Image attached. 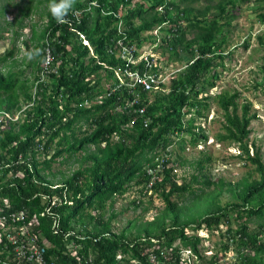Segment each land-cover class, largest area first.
I'll return each instance as SVG.
<instances>
[{
    "label": "trees",
    "instance_id": "1",
    "mask_svg": "<svg viewBox=\"0 0 264 264\" xmlns=\"http://www.w3.org/2000/svg\"><path fill=\"white\" fill-rule=\"evenodd\" d=\"M132 1L76 0L72 11L83 10L80 22L71 11L67 16L71 20L63 24L46 8L40 32L36 34V24H30L32 36L22 43L27 50L45 48L52 58L48 69L38 60L29 61L32 80L21 78L23 71H14L12 49L0 56L1 117L18 116L27 106L18 120L5 118L0 129V216L25 212V221L35 218L34 232L48 243L45 264H188L191 258L199 264H218L217 254L208 261L203 259L200 247L204 237L198 233L207 229L221 234V225L227 227L221 234L222 254L236 251L231 264H264V161L259 149L251 147L252 155L249 152V125L257 118L250 114L249 102L240 106L237 93L221 92L215 97L224 119L223 133L217 139L237 144L239 158L253 166L258 180L238 185L210 182L197 164L202 181L192 176L191 182L178 185L171 159H162L161 172H157L155 161L160 151L168 155L166 150L175 139L183 149L185 135L192 146L207 141L205 134L194 131V123L196 118H204L209 108L207 94L216 87V70L224 66L228 55L225 45L234 12L251 0H202L201 9L191 6L195 0H145L147 5L138 3L130 9ZM33 3L28 0L8 21L7 4L0 2V40L11 33V45L15 46ZM92 4L96 5L86 13L85 7ZM251 8L258 12L256 21L263 30L257 39L264 47V0ZM154 29L166 34L158 49L169 53L168 60L181 62L187 57L188 62L170 78L167 94L153 92L150 101L140 86L127 77L123 79L129 84H123L116 76L126 64L115 54L119 39L141 49L145 41L156 40L143 35ZM192 32L195 34L187 38ZM129 69L142 72L144 65ZM45 72L47 80L40 81ZM260 72L264 77V64ZM136 95L141 102L130 106ZM99 96V103L84 105ZM142 107L145 111L140 114ZM186 115L190 118L185 121ZM50 151L53 153L47 159ZM79 152L84 156L70 176L54 182L45 174L58 157L70 158ZM39 154L45 156L43 161L38 160ZM149 169L159 177L153 185ZM195 183L213 190L197 194L191 186ZM133 186L141 196L149 191L158 194L164 210L143 225L129 224L116 233L112 200ZM225 191L232 201L222 205ZM185 194L195 195L190 207L172 200ZM132 204L143 206L141 200ZM232 221L236 229H232ZM249 223L256 227L250 229ZM0 260V264L6 262L5 255Z\"/></svg>",
    "mask_w": 264,
    "mask_h": 264
},
{
    "label": "rangeland",
    "instance_id": "2",
    "mask_svg": "<svg viewBox=\"0 0 264 264\" xmlns=\"http://www.w3.org/2000/svg\"><path fill=\"white\" fill-rule=\"evenodd\" d=\"M28 0H0L2 3L7 4L8 17H13L17 14L20 8H23ZM41 1V3H40ZM261 0H251V3H242L238 9L234 12L235 18L231 22V27L227 35V42L225 45V51L228 54L224 60V66L218 67L217 79L215 80V88L211 89L208 94L209 108L205 112V117L195 120L196 126L195 132H202L208 139L206 142H199L197 145H190V137L184 136L183 149L179 148L177 140L175 139L173 145L166 150L167 159H171L174 166V178L178 185L191 182L192 176L198 177V182H201L199 173L196 169V165L200 164L202 167V176L209 179L210 182L222 181L225 184L238 185L244 181L258 180L259 176L253 171V166L239 158V148L235 143L223 142L217 139V135L223 133L222 124L223 116L221 110L215 104V97L221 92H227L228 94L239 95L237 99L238 104L241 106L245 102L251 104L250 114H256L257 118L252 120L249 125L250 134L248 136V147L250 148V155L253 153L254 147L259 149V153L264 161V77L260 72V67L264 62V47L258 43L257 37L262 34V27L256 21V15L258 12L253 10V5H257ZM138 3L147 5L145 0H133L130 5V9L135 8ZM205 1L195 0L191 6L194 8H202ZM47 8L45 0H34L32 4L33 12L30 18L25 21L26 27L20 31L15 46L12 47L11 33L5 35L4 40H0V56L8 52L10 49L13 51V57L10 61H14L16 66L14 71H23L21 78L27 77L32 80L31 66L28 65L29 61L25 58L24 53L27 49L22 46V43L32 36L31 25H35V32L38 34L42 29L43 24L46 22L44 12ZM213 15V14H212ZM0 26L3 27V21ZM195 34L192 32L187 35V38H191ZM144 37L153 36L156 40L145 41L140 49V52H149L153 55L156 62L160 66H164L166 74H170V78L176 77L177 73L185 68L188 62L187 57H182L181 62L168 60L169 53L163 52L158 49L161 42V38L166 34L159 30L154 29L151 32L143 34ZM248 42V46L245 48V43ZM36 41H30L31 45H34ZM103 75V74H102ZM164 79H168V75ZM160 89L162 92H168L169 81L166 85H163ZM106 88V86H104ZM155 92V91H152ZM151 92V93H152ZM147 95L148 100H152V95ZM157 93V92H155ZM203 95H200L201 98ZM27 107H23V110ZM23 112V111H22ZM185 112V111H184ZM240 113V111H238ZM22 116L19 113L18 118ZM190 118V115H186L185 121ZM13 121L17 119V116H12ZM84 130V128H82ZM56 141L53 144L52 150L56 147ZM93 147H91V150ZM53 151L49 152L47 159ZM159 155H164V152H158ZM84 156L82 152L77 153L74 157H66L65 155L58 157L52 166V170L45 172L48 177L53 179L54 182H58L61 179L70 176L80 164L81 158ZM242 156V155H241ZM38 160L43 161L45 156L39 154ZM195 193L209 192L213 190V187L202 186L200 183L191 184ZM227 189V186L225 187ZM239 190V189H238ZM195 195L185 194L183 198L176 196L172 197L178 206L192 205V201ZM221 204L225 205L227 202H231V195L228 192H224L221 196ZM134 200H141L143 206L135 208L132 204ZM112 211L117 214L116 219L113 222V230L118 233L126 228L129 224L143 225L145 222H149L164 210V202L161 200L158 194L153 192H147L146 196H141L138 187H131L123 196L113 198ZM206 205V204H205ZM143 208H146L145 210ZM110 209L107 210L105 218H108ZM232 229L237 228L235 221H232ZM248 227L254 229L255 223H249ZM221 234L226 230V225H221ZM187 234L192 233L188 230ZM216 230L202 229L198 233L201 237H204L201 244V255L205 261L210 260L212 255H216L219 258L218 264H231L234 263L237 256L236 251L232 249L227 252L226 255L222 254L220 250L221 242L224 238ZM233 248V247H232ZM185 258L188 254H185ZM191 262L188 264H199L200 261L196 258H191Z\"/></svg>",
    "mask_w": 264,
    "mask_h": 264
},
{
    "label": "built area",
    "instance_id": "3",
    "mask_svg": "<svg viewBox=\"0 0 264 264\" xmlns=\"http://www.w3.org/2000/svg\"><path fill=\"white\" fill-rule=\"evenodd\" d=\"M89 9H86L88 11ZM80 12L74 13V19L79 22ZM123 35V34H122ZM122 40L117 42V50L115 56L120 58L126 64V69L123 73H116V76L120 79L123 84L126 81L124 77L129 78L130 83L138 85L141 87L143 93L162 92L160 89L164 84L167 83L168 79L164 80L168 75L165 74V71H162V67L157 63L153 55L149 52H140V49L135 48L134 46L124 45ZM83 44H87L86 41H83ZM111 54L114 52L111 51ZM47 55L50 57L49 63L44 64V69L50 67L52 58L47 51ZM139 64L144 65V71L140 72L139 70H131L129 66H138ZM47 71V70H46ZM40 81L47 80L46 72L40 75ZM153 93V92H152ZM101 98L97 100L96 103H99ZM141 102L140 97L136 95L130 106H133L135 103ZM87 104V103H86ZM89 107V105H85ZM23 110L19 111L21 113ZM140 114L144 113L143 107L139 110ZM4 119L0 115V129L4 124L5 118L13 121L12 116L5 114ZM18 120V116L17 119ZM15 120V121H16ZM42 147H40L41 149ZM162 159H167V155H162L160 158H157L155 161L157 164V172L162 171L161 162ZM0 165V169H1ZM153 169H149V174H152L151 183L153 185L154 181L159 179ZM7 204L6 201H4ZM26 220L25 212L12 213L6 217L0 216V257L5 255V261L3 264H45L44 254L45 249L48 247V243L44 241L40 233L34 232V226H36L35 218L31 219L29 222ZM39 242L41 244L39 245ZM1 262V260H0ZM153 263V259H151Z\"/></svg>",
    "mask_w": 264,
    "mask_h": 264
},
{
    "label": "clouds",
    "instance_id": "4",
    "mask_svg": "<svg viewBox=\"0 0 264 264\" xmlns=\"http://www.w3.org/2000/svg\"><path fill=\"white\" fill-rule=\"evenodd\" d=\"M75 3H76V0H48L47 8H48V11H49L51 17L57 23L63 24L65 22H69L71 20L70 18H67V16L72 11ZM95 5L96 4H92V5L85 7V8L90 9L91 6H95ZM86 9H85V11H86ZM75 12H80V14H79V19H80V16L82 15L83 10H73L71 12L72 16H74ZM86 13H87V11H86ZM8 19L10 21L11 17H8ZM75 21H77V20H75ZM79 22H80V20H79ZM83 41H86L88 45L83 44ZM82 44L87 46L88 48L90 47L89 42L87 40H85L84 38H82ZM24 56L28 61L38 60L39 62H41L43 64H48L49 60H50V57L47 55V50L45 48H42V47H33L30 50H27V51H25ZM161 67H162V71H165L164 66H161ZM165 74H166V72H164V75ZM168 81L170 83V77H169ZM166 84H164V85H166ZM168 89H169V87H168ZM99 98H101V96L97 97L95 99V101L88 102L87 104L88 105L96 104V102ZM87 104H86V102L84 103V105H87ZM24 107H27V106H24ZM143 109H144V107H143ZM144 111H145V109H144ZM39 150H42V148L41 149L39 148Z\"/></svg>",
    "mask_w": 264,
    "mask_h": 264
}]
</instances>
